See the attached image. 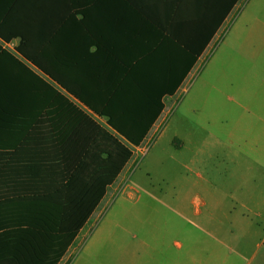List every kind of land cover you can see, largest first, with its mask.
<instances>
[{
  "label": "crops",
  "instance_id": "1",
  "mask_svg": "<svg viewBox=\"0 0 264 264\" xmlns=\"http://www.w3.org/2000/svg\"><path fill=\"white\" fill-rule=\"evenodd\" d=\"M198 35L199 43H205L199 58L173 94L161 97L162 111L142 144L162 127L173 105L167 106L165 101L180 96L192 71L218 45L207 62L203 88L210 87L215 99L220 96L231 107L225 109L227 104L222 101L220 111L211 114L215 118L205 115L204 122L195 124L185 140L195 155L212 137L222 147L248 149L246 156L233 161L247 164V173L238 177L241 182L235 191L223 193L225 198L209 203L194 196L195 220L187 235L174 241L173 255L161 236L138 241L133 237L134 241L125 242L124 258L130 264L139 257L155 259L157 264H233L234 260L239 264H264V0H0V50L48 85L31 79L20 85L21 71L16 69V148L21 149V157L37 148L61 146L63 141L57 144L53 137L69 131V119L77 112L116 136L106 120L80 99L101 105L113 98L110 94L118 91V82H125L126 69L135 66L134 56L159 51L174 62L182 50L197 51ZM21 36L32 48L44 42L50 51H60L61 62L55 74L69 90L17 53ZM69 91L77 92L78 98ZM218 116L220 124L216 122ZM37 120L44 122L35 123ZM36 132L43 138L27 137V133ZM185 142L182 147H186ZM79 233L58 264L69 262L84 239Z\"/></svg>",
  "mask_w": 264,
  "mask_h": 264
},
{
  "label": "trees",
  "instance_id": "2",
  "mask_svg": "<svg viewBox=\"0 0 264 264\" xmlns=\"http://www.w3.org/2000/svg\"><path fill=\"white\" fill-rule=\"evenodd\" d=\"M200 39L198 35L196 52L182 50L174 62L159 51L134 56L135 66L126 69L125 82H118V91L110 94L113 98L101 105L80 99L106 120L116 136L77 112L69 119L67 133H54L57 139H53L57 144L63 141L64 146L37 148L36 153H25L27 157H21V149L16 148V69L21 71L20 85L28 79L48 85L11 54L0 50V98L4 102L0 106V264L59 263L106 189L131 159L128 145L136 148L142 144L162 111L161 97L173 94L199 58L205 44H200ZM49 48L44 42L32 48L21 36L16 50L42 74L69 90L55 74L61 62L60 51ZM147 62L150 64L145 65ZM152 62L165 66H149ZM27 137L40 139L43 135L27 133Z\"/></svg>",
  "mask_w": 264,
  "mask_h": 264
},
{
  "label": "rangeland",
  "instance_id": "3",
  "mask_svg": "<svg viewBox=\"0 0 264 264\" xmlns=\"http://www.w3.org/2000/svg\"><path fill=\"white\" fill-rule=\"evenodd\" d=\"M217 46L192 71L180 96L165 101L167 106L173 105L154 137L136 148L128 145L131 159L79 233L84 239L67 264H130L124 258V246L134 241L133 237L138 241L161 236L173 255L174 241L185 237L195 220L194 196L211 203L225 198L227 190L235 191L241 182L238 177L247 173L248 165L233 161L246 156L248 149L222 147L212 137L207 147L195 155L186 141L189 131L204 122L205 115L215 118L211 114L220 111L222 101L227 104L225 109L231 107L220 96L215 99L210 87L203 88L207 62ZM220 120L216 117L217 124ZM183 141L186 147H182ZM144 262L157 264L155 259L133 260V264ZM233 264L239 262L234 260Z\"/></svg>",
  "mask_w": 264,
  "mask_h": 264
}]
</instances>
